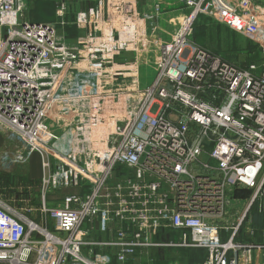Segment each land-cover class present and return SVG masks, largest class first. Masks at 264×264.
Instances as JSON below:
<instances>
[{
    "label": "built area",
    "instance_id": "2783aa9c",
    "mask_svg": "<svg viewBox=\"0 0 264 264\" xmlns=\"http://www.w3.org/2000/svg\"><path fill=\"white\" fill-rule=\"evenodd\" d=\"M179 2L168 39L159 3L98 0L65 41L66 3L34 22L22 0H0V133L40 168L37 206L0 201V264H125L159 244L205 249L195 264H240L230 251L263 247L233 237L255 202L264 213V0ZM199 16L247 37L261 60L241 67L195 43ZM57 189L68 192L47 206ZM234 189L253 191L238 215ZM168 231L178 239L153 240Z\"/></svg>",
    "mask_w": 264,
    "mask_h": 264
},
{
    "label": "rangeland",
    "instance_id": "374dc122",
    "mask_svg": "<svg viewBox=\"0 0 264 264\" xmlns=\"http://www.w3.org/2000/svg\"><path fill=\"white\" fill-rule=\"evenodd\" d=\"M22 2H23V10H24V12H26L27 7H28V1L22 0ZM60 4H61V2L58 4V6ZM149 5H151V4L144 3L143 6L148 7ZM153 5H154V3L152 4V6ZM179 5H180V7H183V3L180 2V3H178V6ZM58 6L56 7V11L58 9ZM160 7H161V5H160ZM183 11H186V10H183ZM66 14L64 13L63 16H66ZM23 15L25 16V13H23ZM179 15H181V14L178 13V15H173V16L179 17ZM198 23H199V25H203V26H200V27H202V30L199 31L200 36L203 37V40H202V41H204L202 44L203 47H206V48H208L212 51H215V52L219 51L221 54H226L227 57L232 58L233 61L237 63L236 65H238V64L242 65L243 63L249 64L253 61H260L261 60V56L258 53L257 46L251 40H249L247 37L233 33L230 29L226 28L223 25H220L218 23L213 22V20L209 19L208 17L200 18L198 20ZM63 30L64 29H62V31ZM58 31L64 36L63 38L65 39V41L69 40V38H68L69 35L67 37L61 30H58ZM79 35H81V33L78 32L76 36H72L73 39H71L70 41L75 40L76 38H78ZM222 57H224V56H222ZM126 59H131V55H127ZM126 59L124 58V60H126ZM145 78H149V79L147 81H145ZM152 79H153V66L151 64L141 66V68H140L141 85L144 86V85L149 84L152 81ZM1 135H2V137H0V139H1L0 152H1V154H3L2 151H6V153H8L10 155H9V157H5V159H3V160L0 159V175L14 176L15 177V179H13L14 185L11 187V189L13 191L12 194H14V196H16V199L29 200V199H27L29 197L23 198L19 194L24 193V191L22 193V190H24V183L20 180V177L26 176L25 166L27 167V165L29 164L30 161L28 163H24V164H21L22 162L21 163L17 162L13 156V154H14L13 151L15 149V147H13L14 143L10 142L6 137H4L3 134H1ZM8 142H10L11 144H9ZM15 146H18V145H15ZM1 154H0V156H1ZM29 168L32 169V167H30V166H29ZM17 178H19V180L16 181ZM2 183H3V181L0 178V201L5 202L7 204H11V202H10V201H12L11 195L10 196L7 195L8 193H6L5 190H3L4 185ZM14 186H15V188H14ZM36 188L37 187L30 188L29 192L32 194L34 192L37 193ZM67 192H68L67 190H63V189H57L56 191H52L49 194V196L46 198V205L49 207L58 205L61 202L62 196ZM30 193H29V196H31ZM252 193H253V191H250L247 189H234L233 191L228 193V199H227V197H226V199L228 202L230 201L229 208H228L229 212H231V213L236 212L237 215L240 214L241 211H243L245 209V207L247 206V203L250 200ZM25 195L28 196L26 193H25ZM37 197L38 196H36V199H37ZM12 199H13V197H12ZM39 201H40V199H39ZM258 202L259 201L255 202L253 205L254 206H257L256 204L259 205ZM37 203H39L38 200H37ZM252 206H251V208L248 209V212L244 218L245 220H247V217H249V214L251 213V211L253 209ZM245 225H247V224H245ZM150 249L148 248L147 250L141 252L140 255L136 258L134 257L135 259L133 258L134 260L131 263L132 264H190V262H193V261L189 260L187 257H185L187 255L186 254L187 251L183 250L184 248H182V247L174 248V249L170 250V253L159 256V258L171 259V261H169L170 263L169 262L164 263L163 259H156L155 257H152L150 254ZM182 255H184V256L181 257Z\"/></svg>",
    "mask_w": 264,
    "mask_h": 264
},
{
    "label": "crops",
    "instance_id": "0c3cea01",
    "mask_svg": "<svg viewBox=\"0 0 264 264\" xmlns=\"http://www.w3.org/2000/svg\"><path fill=\"white\" fill-rule=\"evenodd\" d=\"M27 1H28L27 11L24 12L26 19H29L30 21H34V22H49L53 18L56 17L55 15L56 7L58 6V4L60 2L65 3V1H70V0H42L44 1V5H41L40 3L38 4L36 0H27ZM81 1H84V0H81ZM94 1L96 0H85L84 3L87 2V4L89 3L91 4ZM138 1H139V5L141 6V8L145 10L151 9V6L153 3L154 4L159 3L161 5V12H160L161 14L158 16L156 20L157 32L161 35L162 39L164 40L168 39L171 35V24L169 23V18L172 17L173 15H178V13L181 12L180 5L178 6V3H180L179 0H138ZM144 3L151 4V5H149L148 7H145L143 6ZM46 5L48 6L46 7ZM173 17H178V16H173ZM215 53H218L219 55H222V56L224 55L226 56V54H221L219 51H216ZM223 58L225 59V57ZM148 79L149 78H145V81H147ZM1 134L2 133H0V137H2ZM0 144H1V139H0ZM28 162L29 164L27 165V167L25 166L26 177L28 179H38L40 176L39 156L37 154L30 155L26 163ZM29 166L32 167V169H30ZM10 190L12 191L11 188ZM10 195H11V200H12L10 201L11 202L10 205H14L15 202L17 204L18 201L16 199V196H14V194H10ZM243 211H241V213ZM256 215L258 214H255V213L253 214L251 211V213L249 214V217H247V220L244 219V221L239 226L237 233L233 237V242L235 244H260V245H263V247L261 248L252 247L249 252H242L240 249H237L236 252L230 251L229 252L230 256H233V255L238 256V261L240 264H264V222L263 223L261 222L262 224L260 226L258 224V218L256 217ZM263 216H264V213H263ZM229 234H230L229 232L221 231L220 237L222 240L225 241L226 239L229 238ZM178 236L179 234L176 231H168L164 233L157 232L155 236L153 237V240H155L158 243H162V242L167 241L168 239L177 240ZM177 247L184 248L183 250L187 251L188 254L192 252H196L195 261L192 260L193 262H190V264L197 263V262L198 263L204 262L206 260V257H207L206 250L203 248H198V247L167 246V245L159 244V245L151 246L149 247V249L151 248L150 254L152 257L161 259L159 258L160 255H164L166 252L170 253V250L177 248ZM147 249L148 248L138 251L137 254L135 255V258L138 257L141 252ZM189 250L192 252H188Z\"/></svg>",
    "mask_w": 264,
    "mask_h": 264
},
{
    "label": "trees",
    "instance_id": "16d2710c",
    "mask_svg": "<svg viewBox=\"0 0 264 264\" xmlns=\"http://www.w3.org/2000/svg\"><path fill=\"white\" fill-rule=\"evenodd\" d=\"M36 2L39 4H41V5H44V1H42V0H36ZM85 2V0L84 1H78V0H70V1H65V3L67 4V6H68V11H67V14H66V16H64L65 17V19H66V21L67 22H70L69 24H67V25H65L64 27H63V33L68 37V35H69V40L68 41H70L71 40V38H73L72 36H76L77 35V33L79 32L80 33V31L78 30V29H76L75 28V26L74 25H72L71 24V21H73V19H74V15H75V12L77 11V10H79V9H86V8H88V7H91V6H93V5H95L96 4V2H97V0L96 1H94L93 3H89V4H87V2L86 3H84ZM48 5H46V7H47ZM82 6H84V7H82ZM57 16L55 17V18H53L51 21H49V22H54V20L56 21L57 20ZM200 18H204V16H199V19ZM198 19V20H199ZM198 20H196V22H195V25H194V28H193V35H192V38H193V40H194V42L195 43H197L198 45H200V46H202V44H203V42L204 41H202L203 40V37L202 36H200V30H202V27H200V26H203V25H199V23H198ZM78 31V32H77ZM77 32V33H76ZM234 33V32H233ZM66 37V38H67ZM67 38V39H68ZM224 57H225V59L226 60H228V61H230V62H233V63H236V62H234L233 61V59L232 58H229V57H227V56H225L224 55ZM237 64V63H236ZM238 65H240V64H238ZM243 65V66H242ZM242 65H240L241 67H245V66H247L248 64H246V63H243ZM0 178H1V180L3 181V185H4V188H3V190H5V192L6 193H8L9 194V196H10V194H12L13 192L10 190V188H11V186H13L14 184H13V179H15V177L14 176H9V175H0ZM17 180H19V178H17L16 179V181ZM20 180L24 183V190H22V193H23V191H24V193L23 194H19V195H21L23 198H26V197H29V198H27V199H29V203L31 204V205H36L37 206V199H36V196H37V193L36 192H34L33 194L32 193H30L29 192V189L30 188H35V187H37L38 188V184H39V180L38 179H28L26 176L25 177H20ZM12 184V185H11ZM37 188H36V190H37ZM31 191V190H30ZM25 193L28 195V196H26L25 195ZM29 193L31 194V196H29ZM7 194V195H8ZM24 200V199H23ZM24 203V202H23ZM253 207V209H252V213L254 214H258V215H256V217L258 218V224L261 226V224L264 222V216H263V213L260 211L259 212V210H258V208H257V206H252ZM262 222V223H261ZM188 252H192V251H188ZM165 254H168V252H166ZM187 254V255H186ZM185 255V257H187L189 260H193V261H195V254H196V252H192V253H186ZM184 255H182L181 257H183ZM157 259V258H156ZM161 259H163V262L164 263H168L169 261H171V259H165V258H161ZM133 260H129V261H127L125 264H132L131 262H132ZM170 263V262H169ZM198 263V262H197ZM193 264H195V263H193Z\"/></svg>",
    "mask_w": 264,
    "mask_h": 264
}]
</instances>
